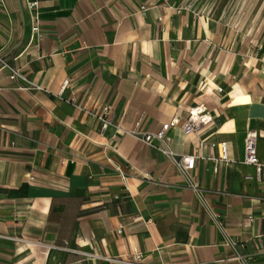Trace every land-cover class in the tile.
I'll return each mask as SVG.
<instances>
[{"label":"crops","instance_id":"obj_1","mask_svg":"<svg viewBox=\"0 0 264 264\" xmlns=\"http://www.w3.org/2000/svg\"><path fill=\"white\" fill-rule=\"evenodd\" d=\"M25 1L0 0V264H264V182L241 162L248 130L264 154V0H40L39 40ZM173 116L186 177L131 133Z\"/></svg>","mask_w":264,"mask_h":264},{"label":"built area","instance_id":"obj_2","mask_svg":"<svg viewBox=\"0 0 264 264\" xmlns=\"http://www.w3.org/2000/svg\"><path fill=\"white\" fill-rule=\"evenodd\" d=\"M196 1V0H195ZM215 0H210V6H212ZM39 4L40 0H26L25 7L28 13V18L30 21V35L32 39L39 40L40 38V27L38 24L39 19ZM193 7L192 2H186L181 6L175 7V11L179 12L183 9H191ZM9 78L10 79H19L22 84L19 86L20 89L28 90V89H39L40 87L36 85L34 82L30 81L19 71V69L9 68ZM215 90L217 92L221 91L220 87H216ZM107 107H103V113H106ZM98 118L101 120V129H105L107 125L110 124L109 120L102 119L100 116ZM210 116L204 110V107L201 105L193 106L188 108L186 117L182 120L179 125V128L183 134L197 132L200 127L207 122L210 121ZM178 117L173 116L168 121L161 123L160 127L155 131H147V132H133L134 136L141 141L143 144L147 145L150 148H153L163 155H165L171 163L177 168L179 173L184 177L187 176V173L193 168L194 156L192 155H179L178 157L174 156V153L169 148V136L168 130L173 126L177 125ZM256 132L252 130L246 131L243 138V156L241 162L244 164L252 165L254 167L255 177L256 179H261L264 182V154L262 160H259L256 151H255V140H256ZM218 148V159L219 161H227L225 154V142L220 141L214 144ZM192 191L197 195L199 190L193 185L189 184ZM209 216L212 222L221 229V225L219 222V215L209 211ZM120 229H117L119 232ZM21 243L24 244H40L37 242L29 241L26 239H17ZM79 254L83 255L87 259H102L111 263H119V264H145L143 262V255L134 251L130 254L129 257H112L100 255L94 251H78Z\"/></svg>","mask_w":264,"mask_h":264}]
</instances>
